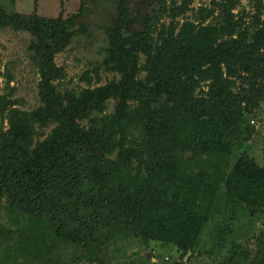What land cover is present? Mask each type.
I'll list each match as a JSON object with an SVG mask.
<instances>
[{"label": "trees", "instance_id": "obj_1", "mask_svg": "<svg viewBox=\"0 0 264 264\" xmlns=\"http://www.w3.org/2000/svg\"><path fill=\"white\" fill-rule=\"evenodd\" d=\"M193 1L150 0L137 31L129 0H120L94 71L119 78L79 89L61 88L54 59L87 31L80 21L88 0L68 19L0 6V30L33 36L40 76L41 105L8 110L0 131V211L17 217L21 264L120 237L195 255L204 234L214 233L222 250L241 217L264 222V160L235 158L264 102V0H250L251 22L234 13L239 0H223L219 15L206 10L198 23L186 18ZM231 245L225 263L245 264Z\"/></svg>", "mask_w": 264, "mask_h": 264}, {"label": "rangeland", "instance_id": "obj_2", "mask_svg": "<svg viewBox=\"0 0 264 264\" xmlns=\"http://www.w3.org/2000/svg\"><path fill=\"white\" fill-rule=\"evenodd\" d=\"M172 2V0H167ZM120 0H88L87 8L80 23L87 31L74 39L54 59L55 65L64 71L61 88H88L105 85L119 75L100 71L98 79L94 71L103 58L102 48L105 47L104 28L112 25L117 16ZM181 0H177L180 3ZM223 0H194L186 15L191 21L200 22L201 15L208 10L219 15L224 9ZM150 0H129L128 12L130 19H136L131 28L143 29L146 15L150 14L153 6ZM2 10L9 14L19 13L24 16L38 15L39 17L56 18L62 16L68 19L78 13L81 0H0ZM246 16L245 21L251 22L256 10L250 0H239L235 14ZM185 19H181V23ZM166 24L169 19L163 20ZM211 23L207 20L205 25ZM33 36L26 31L0 30V131L9 127L8 110L20 109L32 111L41 105L38 89L40 76L38 69L31 61L32 53L29 45ZM91 74V75H90ZM87 75L92 77L89 85L85 81ZM115 102L109 103L108 113L114 110ZM259 107V109H258ZM256 108L255 115L249 119L248 133L242 138L241 149L235 158L244 152L262 163L264 160V102ZM5 108V110H4ZM50 130H47L49 133ZM247 132V131H246ZM45 133L42 139L46 138ZM5 205V203H4ZM237 234L229 236L228 244L219 250L216 236L204 234L198 252L185 254L174 247H166L162 243H149L135 238L132 240L118 238L115 241L91 250L70 249L65 251L60 247L62 260L51 258L52 262L45 264H172L183 261L184 264H226L230 257L231 243L239 246L240 253L245 256V264H260L264 260V222L261 217L249 220L241 217ZM17 217L12 215L5 206L0 211V264H21L26 254L15 253L19 243L23 242ZM10 235L7 236V235ZM209 235V236H208ZM26 238V234H25ZM72 253V254H71ZM34 264H39L35 261ZM44 264V263H42Z\"/></svg>", "mask_w": 264, "mask_h": 264}]
</instances>
